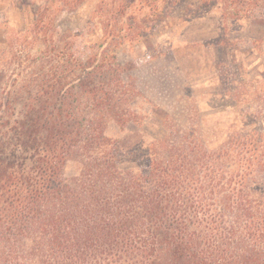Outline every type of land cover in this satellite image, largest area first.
I'll return each mask as SVG.
<instances>
[{
	"label": "trees",
	"instance_id": "trees-1",
	"mask_svg": "<svg viewBox=\"0 0 264 264\" xmlns=\"http://www.w3.org/2000/svg\"><path fill=\"white\" fill-rule=\"evenodd\" d=\"M179 1L100 0L91 27L63 32L52 6L83 0L35 5L21 38L56 52L24 78L0 70V264H264V78L259 108L225 128L173 125L128 152L106 133L136 95L114 47ZM200 1L264 24V0Z\"/></svg>",
	"mask_w": 264,
	"mask_h": 264
},
{
	"label": "rangeland",
	"instance_id": "rangeland-1",
	"mask_svg": "<svg viewBox=\"0 0 264 264\" xmlns=\"http://www.w3.org/2000/svg\"><path fill=\"white\" fill-rule=\"evenodd\" d=\"M43 1L0 0V70L9 79L27 77L25 65L30 59L49 60L56 52L42 39L30 42L21 38L35 18V5ZM99 2L83 0L75 11L52 6L57 13L50 17L54 24H49V17L44 23L59 32L89 28ZM143 24L137 22L136 27L141 29ZM88 31L95 39L93 31ZM113 52L124 68V82L134 84L136 91L130 122L111 121L106 131L126 152L164 136L173 125L225 128L233 124L237 111L260 106L264 24L225 19L217 6L180 0L148 35L114 47ZM20 61L23 65H18ZM76 170L72 162L66 168L68 175Z\"/></svg>",
	"mask_w": 264,
	"mask_h": 264
}]
</instances>
